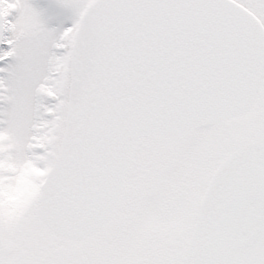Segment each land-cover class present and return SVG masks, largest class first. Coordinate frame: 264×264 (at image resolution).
<instances>
[{
    "label": "snow or ice",
    "instance_id": "1",
    "mask_svg": "<svg viewBox=\"0 0 264 264\" xmlns=\"http://www.w3.org/2000/svg\"><path fill=\"white\" fill-rule=\"evenodd\" d=\"M0 264H264V0H0Z\"/></svg>",
    "mask_w": 264,
    "mask_h": 264
}]
</instances>
